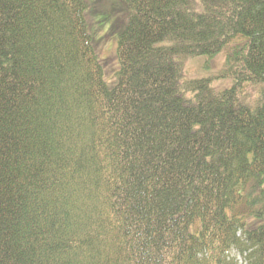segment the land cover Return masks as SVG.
Listing matches in <instances>:
<instances>
[{
  "label": "trees",
  "instance_id": "trees-1",
  "mask_svg": "<svg viewBox=\"0 0 264 264\" xmlns=\"http://www.w3.org/2000/svg\"><path fill=\"white\" fill-rule=\"evenodd\" d=\"M98 1L0 0V264H264V0H119L111 68Z\"/></svg>",
  "mask_w": 264,
  "mask_h": 264
},
{
  "label": "rangeland",
  "instance_id": "rangeland-1",
  "mask_svg": "<svg viewBox=\"0 0 264 264\" xmlns=\"http://www.w3.org/2000/svg\"><path fill=\"white\" fill-rule=\"evenodd\" d=\"M114 3V5H113ZM121 3L119 0H99L98 6L101 8V12H110L105 18V23L100 26L102 18L99 24L96 27V44L101 47L102 60H106L107 65L111 68L117 60V39L121 34V29L124 26L125 20L127 18L125 8H121ZM112 26L116 28H112ZM225 51L220 55L214 57H195L186 60L187 67H185V72L190 78H202L210 77L213 78V81L218 79L216 78L217 74L213 70V62L218 61L220 69L224 66ZM223 62V63H222ZM108 68V69H109ZM219 80H226L224 85L228 83L226 87H229L233 84L232 78H220ZM213 85L216 89L221 90L223 88H217L215 82ZM244 262L245 254L240 250L233 247L231 248L226 261L222 264H234L235 262ZM245 263V262H244Z\"/></svg>",
  "mask_w": 264,
  "mask_h": 264
}]
</instances>
